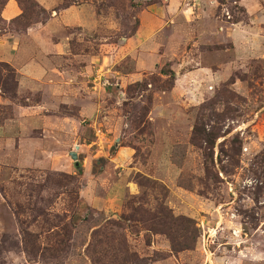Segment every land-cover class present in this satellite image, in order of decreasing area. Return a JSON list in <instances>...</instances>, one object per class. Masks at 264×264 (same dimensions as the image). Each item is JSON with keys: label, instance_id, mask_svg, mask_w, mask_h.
I'll list each match as a JSON object with an SVG mask.
<instances>
[{"label": "rangeland", "instance_id": "obj_1", "mask_svg": "<svg viewBox=\"0 0 264 264\" xmlns=\"http://www.w3.org/2000/svg\"><path fill=\"white\" fill-rule=\"evenodd\" d=\"M34 2L0 0V264H264V0Z\"/></svg>", "mask_w": 264, "mask_h": 264}, {"label": "crops", "instance_id": "obj_2", "mask_svg": "<svg viewBox=\"0 0 264 264\" xmlns=\"http://www.w3.org/2000/svg\"><path fill=\"white\" fill-rule=\"evenodd\" d=\"M37 1H39V3L44 7H46V9H48V7H50V4H52V3H54L53 1L54 0H37ZM45 3H47L46 5H44ZM10 5H12L11 3L8 5V7L10 6ZM10 9V8H9ZM8 9V10H9ZM76 9H73V8H70V9H68V10H66L65 12H61L60 14H57L52 20H51V22H52V24H56V23H61L62 25H65L66 27H76L75 26V22L72 20V14L74 13V11H75ZM11 12L12 13H14V16L13 17H17V16H19L20 14V12H17V11H15L14 10V8H11ZM4 13H8V11H7V7H6V9L4 10ZM78 13H79V11H78ZM77 13V14H78ZM80 18V17H79ZM83 19V18H82ZM44 28H40V30H43ZM35 33L37 34V37H36V39H38L39 37H40V40L38 39V40H36L35 39V37H34V39H35V41L39 44V45H44L42 42H39V41H41V39H42V35H40V34H38V31H35ZM35 34V35H36ZM30 35V34H29ZM34 36V35H33ZM62 45V43H58V44H56L55 46H52V48H54V50L51 48V51H53L54 53L56 52V51H58L57 49H59V47H62L61 46ZM11 47V49H10V51H14V50H16V48H17V45L16 46H12V45H10ZM45 48H47V47H45ZM36 49H37V53L38 54H35V56H38V55H40V57L41 56H43L44 57V55L42 54L43 53V50H42V48L41 47H36ZM39 49L40 50H42V51H39ZM43 49H44V47H43ZM48 49V48H47ZM62 49H64L63 47H62ZM19 50L20 51H17L15 54L14 53H12L11 52V59H15V60H18V59H21V58H28V56L30 55V56H33L34 54V52H31V50H29V49H27V48H23L22 49V47H20L19 48ZM33 51V50H32ZM45 51H47L46 49H45ZM59 53H57V56H59L58 55ZM57 60V59H56ZM21 61V60H20ZM18 61H16V64H18V65H16L17 66V73L20 75V81H19V88H20V91H21V88H22V86L21 85H26V83H28V82H30L31 80H33V79H42V76H45L46 75V71H44V67H41L39 64L37 65L36 64V67H35V65H33L32 63L34 62V61H31L30 63H26L24 66H22V65H20L19 64V62L17 63ZM20 65V66H19ZM53 72V71H52ZM54 73V72H53ZM40 75V76H39ZM40 81V80H39Z\"/></svg>", "mask_w": 264, "mask_h": 264}, {"label": "trees", "instance_id": "obj_3", "mask_svg": "<svg viewBox=\"0 0 264 264\" xmlns=\"http://www.w3.org/2000/svg\"><path fill=\"white\" fill-rule=\"evenodd\" d=\"M27 1L30 3V5L32 7L40 8L39 5L36 2H34V0H27ZM4 5H6V4H4ZM4 5H3V7H4ZM3 7H2V9H3ZM41 11L45 12L43 9H41ZM21 12H22L21 15L18 16L16 19H14V21H21V20L25 19V9L22 8ZM0 67L5 68V69L7 68L10 71L12 79H13L12 80L13 87L16 91V88H17L16 72L13 71L10 68V66L7 64L0 63ZM135 210L136 209H134L133 211H135ZM137 210L143 212L144 215H148L149 219H152L151 221H153V225L150 227L149 230L152 231L154 234L166 235L170 239L173 249L176 250L177 247H180L181 250H187V249L192 248L191 246L175 243V240L179 239V238H182L183 243H186L188 241V238L185 234L180 236V235H176L175 233H173L171 224H172V222H175L176 220L173 219L170 211L164 209V207H162V206L159 207V211L157 214H151L150 212L147 213L146 211L143 210V208H138ZM149 219H147V217L145 216V220L142 219L140 221L142 224H145V223L149 222ZM122 224H123V222H122ZM178 251L179 250L174 251V252H178Z\"/></svg>", "mask_w": 264, "mask_h": 264}, {"label": "water", "instance_id": "obj_4", "mask_svg": "<svg viewBox=\"0 0 264 264\" xmlns=\"http://www.w3.org/2000/svg\"><path fill=\"white\" fill-rule=\"evenodd\" d=\"M72 158H73L74 160H76V154H75V153L72 154ZM76 167H80L79 164H78L77 162H76Z\"/></svg>", "mask_w": 264, "mask_h": 264}]
</instances>
